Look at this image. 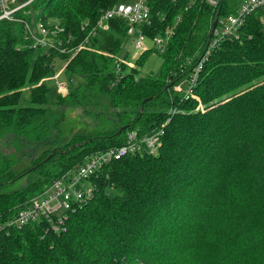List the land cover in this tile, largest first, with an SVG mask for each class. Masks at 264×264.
I'll use <instances>...</instances> for the list:
<instances>
[{
    "label": "trees",
    "instance_id": "1",
    "mask_svg": "<svg viewBox=\"0 0 264 264\" xmlns=\"http://www.w3.org/2000/svg\"><path fill=\"white\" fill-rule=\"evenodd\" d=\"M118 1L33 0L15 16L59 25L68 47ZM229 2L151 0L142 31L150 41L172 29L165 50L150 42L134 66L119 62L118 70L128 37L121 19L89 35L70 59L31 47L22 21L0 20V264H264V5L246 15L237 37L209 50L195 97L173 90L208 49L215 14L238 6ZM152 51L162 58L159 73L140 76ZM56 59L66 62L70 89L53 104L43 78L56 72ZM70 105L90 115L86 107L101 105L111 111L109 127L59 143L51 136L64 119L58 107ZM130 131H161L160 146L91 174L93 194L66 210L58 231L46 217L7 225L30 198L92 154L125 144ZM23 158L28 166L16 171Z\"/></svg>",
    "mask_w": 264,
    "mask_h": 264
},
{
    "label": "built area",
    "instance_id": "2",
    "mask_svg": "<svg viewBox=\"0 0 264 264\" xmlns=\"http://www.w3.org/2000/svg\"><path fill=\"white\" fill-rule=\"evenodd\" d=\"M32 1L33 0H0V20L22 21V24H25V28L28 31L29 38L32 40L31 47L33 48H40L46 52L56 48L60 52L70 53V59L78 50L85 48L84 42L89 35H95L98 29H108L110 24L109 21L112 20V18L125 21L127 25L126 35L137 32L138 37L132 41L134 50H138L141 53L142 50L149 47L145 43L148 37L143 33L142 25H149L151 23V0H135L133 2L118 1L113 3L110 8L99 14L96 24L88 31V34L82 42L68 47H63V39L57 37V34L63 31V28L59 25L55 24L53 27H50L39 19L35 22L32 20L26 22L15 16L16 12L23 10V8L31 4ZM195 1L200 0H186V3L190 4ZM204 1L212 6L217 5L216 3L218 2V0ZM238 3L234 12L223 16L217 15L215 25L210 30L211 35L207 45L208 49L201 55V58L197 62L198 64L194 66L187 78L173 85V90L181 91L185 99L188 97H195L192 88L195 85L198 71L202 68V62L206 59L209 50L216 47L224 37H230V35H235L237 37V29L244 23L246 15L259 6H263L264 0H239ZM171 32L172 29L166 28L162 33L157 34L156 37L150 40L152 47L155 48V50L164 51L170 39ZM66 37L67 43L73 39L70 33H68ZM119 62H123L127 66H133L129 60L126 61L119 58L116 59L115 62L117 70L120 68ZM65 64L66 62L64 61L62 68H64ZM56 75L57 74L54 76L56 93L64 96L70 89V82L65 79L60 80ZM160 134L161 131L138 137L135 131H130V133L127 134V141L125 144L103 150L97 154H92L88 157L86 162L78 165L72 172L64 174L62 177L53 181L51 186L43 191L42 194L30 198L29 202L18 211L12 219L7 221V225L20 228L36 219L46 217L51 224V229L58 231L59 224L66 217V210L72 208L73 204L84 202L93 194L94 185L87 179L91 174L100 170L101 166L105 163L130 153L140 151L154 153L160 146ZM54 218L57 219V224L53 223Z\"/></svg>",
    "mask_w": 264,
    "mask_h": 264
},
{
    "label": "rangeland",
    "instance_id": "3",
    "mask_svg": "<svg viewBox=\"0 0 264 264\" xmlns=\"http://www.w3.org/2000/svg\"><path fill=\"white\" fill-rule=\"evenodd\" d=\"M120 1H127V2H133L135 0H120ZM238 0H231V4H239ZM126 36L127 39H125V41L123 42L122 45V49L120 50V54L116 55L117 59L119 58H123L122 56H124L125 54H127V56H125L124 60L126 61H130L133 65V60L134 58H136L140 52L138 50H134L133 46H132V41L133 39L137 38V32H133L132 34H127ZM146 44H149L150 41L148 39L145 40ZM151 47V46H150ZM162 61L161 56L152 51L151 53H149L140 63V67H139V75L143 76L144 74L150 73L153 76H157L159 73V69H160V63ZM63 60L60 59H56L55 63H54V70L56 72H54V74H48L47 76H45L43 78V81L46 83L49 91H48V97L50 98L51 103H55L56 97L55 95L56 90H55V82H54V76L55 74H57L56 76L58 77V79L60 80H64L65 76L63 74V69L62 65H63ZM134 66V65H133ZM62 69V70H61ZM72 80L74 82L77 83V81L79 82V78L77 76H72L71 77ZM27 89L25 91L24 94H26ZM58 109H62V111H64V119L62 120V122L60 123V128L53 130L51 133L52 138H54L56 135H58V141L59 143H64L66 141H69V139L71 138V136L74 135H88V134H93L94 132L96 133H100L103 129L108 128L110 125V122H104L105 119H110L111 121V111H108L104 108L101 107V105L99 106H91L89 105L88 107H86V110L89 111L90 114H84L82 109L79 106H64V107H58ZM97 115V117L99 119H95L93 116ZM4 152H13V149H5L3 150ZM29 164V161L25 158L21 159L18 164L16 165L15 169L16 171L21 170L24 167H27ZM22 184L23 183V179L20 180L19 182H17L16 185L18 184ZM15 185V184H14ZM15 185V186H16Z\"/></svg>",
    "mask_w": 264,
    "mask_h": 264
},
{
    "label": "water",
    "instance_id": "4",
    "mask_svg": "<svg viewBox=\"0 0 264 264\" xmlns=\"http://www.w3.org/2000/svg\"><path fill=\"white\" fill-rule=\"evenodd\" d=\"M217 15H218V14L216 13V14H215V17H214V19H215V20H214V22H213L212 28H213V27H214V25H215V21H216V19H217V18H216V17H217Z\"/></svg>",
    "mask_w": 264,
    "mask_h": 264
}]
</instances>
